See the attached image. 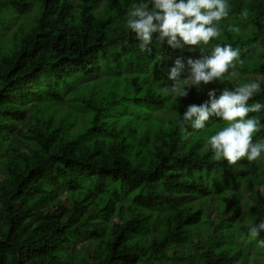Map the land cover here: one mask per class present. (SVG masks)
Instances as JSON below:
<instances>
[{
    "label": "trees",
    "instance_id": "1",
    "mask_svg": "<svg viewBox=\"0 0 264 264\" xmlns=\"http://www.w3.org/2000/svg\"><path fill=\"white\" fill-rule=\"evenodd\" d=\"M138 2L0 0V264H264V231L250 236L264 221V153L216 161L206 137L226 122L180 123L211 89L259 79L264 103V0H228L208 45L154 35L151 54L125 28ZM217 44L239 49L238 76L161 91L176 58ZM249 116L264 141V110Z\"/></svg>",
    "mask_w": 264,
    "mask_h": 264
},
{
    "label": "clouds",
    "instance_id": "2",
    "mask_svg": "<svg viewBox=\"0 0 264 264\" xmlns=\"http://www.w3.org/2000/svg\"><path fill=\"white\" fill-rule=\"evenodd\" d=\"M230 11L228 0H139L129 8L125 28L135 34L141 52L148 54L153 51L154 35L160 45L166 42L172 49L196 48L201 44L208 45L220 36L219 22L226 19ZM247 18L248 11H242L241 19ZM228 30L240 31L239 27L231 25ZM201 53L199 58L189 57L187 65L182 57L176 58L168 74L173 84L164 86L161 91L177 99L188 96L191 86L199 88L217 80L224 83L226 74L239 75L235 71L236 62L242 65L243 61L238 48L217 44L209 53L204 54L202 49ZM186 68L188 75L181 79ZM260 92L259 79L240 84L235 89L225 87L219 95L216 89H211L207 93L208 100L187 106L181 126L188 122L192 129L199 131L206 127L211 117L221 118L226 126L206 137V147L211 149L213 159L227 161L229 165L237 164L242 158L254 162L264 153V141L254 142L253 139L261 129V122L257 117L249 116L264 110V103L253 99ZM250 100L253 102L249 103ZM261 231H264V221L250 227V236L256 238ZM258 243L264 246V240Z\"/></svg>",
    "mask_w": 264,
    "mask_h": 264
},
{
    "label": "rangeland",
    "instance_id": "3",
    "mask_svg": "<svg viewBox=\"0 0 264 264\" xmlns=\"http://www.w3.org/2000/svg\"><path fill=\"white\" fill-rule=\"evenodd\" d=\"M9 21H11V20H7L6 21V23L8 24L9 23ZM251 204H253V201L251 200V202H250ZM86 246H87V244H84V245H82V247H83V249H85L86 248ZM89 247H91V243L89 244ZM90 249V248H89ZM251 263V260L248 262V264H250Z\"/></svg>",
    "mask_w": 264,
    "mask_h": 264
},
{
    "label": "bare ground",
    "instance_id": "4",
    "mask_svg": "<svg viewBox=\"0 0 264 264\" xmlns=\"http://www.w3.org/2000/svg\"><path fill=\"white\" fill-rule=\"evenodd\" d=\"M261 200V199H260Z\"/></svg>",
    "mask_w": 264,
    "mask_h": 264
}]
</instances>
